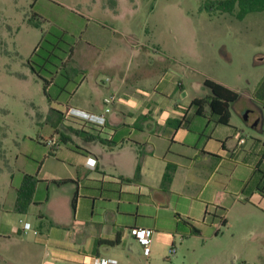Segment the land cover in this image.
<instances>
[{"label": "crops", "instance_id": "obj_1", "mask_svg": "<svg viewBox=\"0 0 264 264\" xmlns=\"http://www.w3.org/2000/svg\"><path fill=\"white\" fill-rule=\"evenodd\" d=\"M249 19L264 34V11L238 20ZM161 24L145 27L144 40L98 28L75 47L77 73L61 89L67 102L52 109L47 136L28 138L34 144L15 156L18 176L10 168L8 191L0 189V264H91L95 256L143 264L131 233L139 228L153 231L145 264H156L188 238L209 240L235 224L264 230V219H253L264 215V77L245 96L231 78L205 77L188 60L203 59L199 50L175 54ZM207 79L239 94L228 125L212 112ZM112 96L105 126L72 115H103ZM25 176L39 182L21 214Z\"/></svg>", "mask_w": 264, "mask_h": 264}, {"label": "rangeland", "instance_id": "obj_2", "mask_svg": "<svg viewBox=\"0 0 264 264\" xmlns=\"http://www.w3.org/2000/svg\"><path fill=\"white\" fill-rule=\"evenodd\" d=\"M211 1L0 0V189H8L10 168L18 176L16 154L34 144L28 138L48 135L52 109L61 110L59 104H65L68 98L66 92L61 93L66 72L50 86L49 100L43 81L35 78L28 60L32 58L33 66L50 80V72L59 62L51 52L55 48L58 54L70 47L81 50L98 28L131 31L144 40L145 27L164 21L168 27L165 42L175 54L199 50L203 59L193 61L189 55L188 60L205 77H228L244 96L253 92L264 77V62L257 61L259 54H264V34L250 19L242 21L227 13L210 15L201 11L204 3ZM34 15L41 28L29 23ZM38 46L41 50L33 57ZM71 57L68 66L72 65ZM43 65L46 67L41 69ZM253 219L262 223L264 215L257 213ZM263 235L262 227L248 230L235 224L209 240L188 238L185 247L178 243L175 255H171V245L168 257L156 264H264ZM148 257L142 247L138 261L145 264Z\"/></svg>", "mask_w": 264, "mask_h": 264}, {"label": "trees", "instance_id": "obj_3", "mask_svg": "<svg viewBox=\"0 0 264 264\" xmlns=\"http://www.w3.org/2000/svg\"><path fill=\"white\" fill-rule=\"evenodd\" d=\"M201 11H205L210 15L217 14V13H227L231 15H236L238 19H243L249 13L255 12H262L264 11V0H214L211 2H206L201 8ZM35 15L29 19V23L36 28H41L40 23L35 21ZM74 47L65 48L62 52L58 54V50L55 48L51 55L58 59L59 61L55 65V70L50 72L51 79L47 80L44 78L41 73L33 66L32 58L28 60L27 65L30 67L32 73L44 84V93L49 98L48 89L52 85V82L57 74L65 73V77L68 74L77 73L75 69L71 66H68L67 59L73 55ZM41 50V46L35 50L33 55L36 56ZM57 56H60L57 58ZM46 66L43 65L41 69H44ZM205 86L211 89L212 91V98L210 101L212 112L219 116V122L224 125H228L231 119V104L235 103L238 98L239 94L229 90L228 88L212 81V80H205ZM79 135H87L84 131L78 132ZM103 143L108 144V142L103 141ZM171 175L170 171L165 176L166 182L170 181ZM39 180L35 176H25L24 182L22 186L19 188L17 192L16 204L14 211L17 213L24 214L28 211L29 207L33 202V197L36 189V185L38 184ZM65 181H61L60 184L64 183ZM195 234H198V231H194Z\"/></svg>", "mask_w": 264, "mask_h": 264}, {"label": "built area", "instance_id": "obj_4", "mask_svg": "<svg viewBox=\"0 0 264 264\" xmlns=\"http://www.w3.org/2000/svg\"><path fill=\"white\" fill-rule=\"evenodd\" d=\"M115 101H116L115 96L109 97L105 100L106 110H105V114L103 115L85 114L82 112H78L77 114L73 113L72 115H74V117L81 119L83 122H86L87 124L93 126H105L107 122L106 115L111 112V106L115 103ZM240 143L244 144L245 139L242 138L240 140ZM26 227L28 226L26 225ZM131 233L134 236V238L139 242V244L143 247L144 254L149 256L151 245L153 243V231L139 228V229H133ZM175 254H176V248L175 246H173L171 249V255H175ZM90 262L91 264H112L111 259L103 258L100 256L92 257Z\"/></svg>", "mask_w": 264, "mask_h": 264}]
</instances>
